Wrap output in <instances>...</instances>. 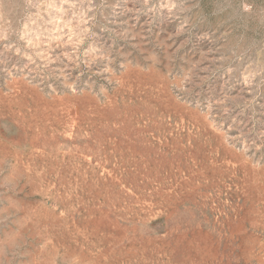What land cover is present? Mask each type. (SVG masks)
<instances>
[{"label":"rangeland","instance_id":"rangeland-1","mask_svg":"<svg viewBox=\"0 0 264 264\" xmlns=\"http://www.w3.org/2000/svg\"><path fill=\"white\" fill-rule=\"evenodd\" d=\"M0 264H264V0H0Z\"/></svg>","mask_w":264,"mask_h":264}]
</instances>
